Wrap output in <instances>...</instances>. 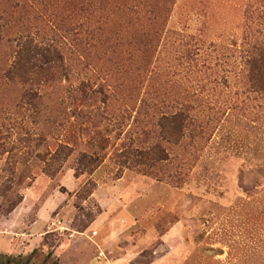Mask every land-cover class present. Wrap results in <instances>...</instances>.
I'll use <instances>...</instances> for the list:
<instances>
[{
	"label": "rangeland",
	"instance_id": "obj_1",
	"mask_svg": "<svg viewBox=\"0 0 264 264\" xmlns=\"http://www.w3.org/2000/svg\"><path fill=\"white\" fill-rule=\"evenodd\" d=\"M263 36L264 0H0L2 264H264Z\"/></svg>",
	"mask_w": 264,
	"mask_h": 264
},
{
	"label": "trees",
	"instance_id": "obj_2",
	"mask_svg": "<svg viewBox=\"0 0 264 264\" xmlns=\"http://www.w3.org/2000/svg\"><path fill=\"white\" fill-rule=\"evenodd\" d=\"M25 50L28 54L33 51V56H38L45 60H51L53 57L58 58L54 44L51 43L39 46L37 43H33L31 39H28ZM246 62L248 67L247 79L250 86L254 91L264 93V36L253 46V50ZM0 264H2L1 261Z\"/></svg>",
	"mask_w": 264,
	"mask_h": 264
}]
</instances>
